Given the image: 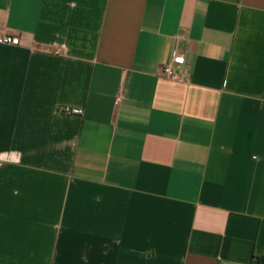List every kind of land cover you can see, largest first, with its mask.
<instances>
[{"label":"crops","instance_id":"0c3cea01","mask_svg":"<svg viewBox=\"0 0 264 264\" xmlns=\"http://www.w3.org/2000/svg\"><path fill=\"white\" fill-rule=\"evenodd\" d=\"M0 264H264V0H0Z\"/></svg>","mask_w":264,"mask_h":264},{"label":"built area","instance_id":"2783aa9c","mask_svg":"<svg viewBox=\"0 0 264 264\" xmlns=\"http://www.w3.org/2000/svg\"><path fill=\"white\" fill-rule=\"evenodd\" d=\"M1 42L8 45L18 46L21 44V39L18 36L13 35H5L1 38ZM187 57L185 54H182L179 50H175L173 54V58L170 64L164 66L163 75L174 81L182 80L183 74L175 70V65H186ZM126 78V73L122 74V82H124ZM124 98L123 90L116 96L115 104L119 105ZM62 112L66 115H74V116H82L84 114V110L82 108H74V107H65Z\"/></svg>","mask_w":264,"mask_h":264}]
</instances>
